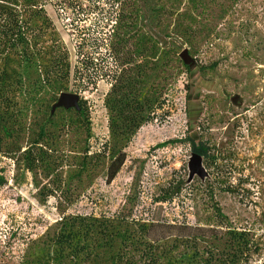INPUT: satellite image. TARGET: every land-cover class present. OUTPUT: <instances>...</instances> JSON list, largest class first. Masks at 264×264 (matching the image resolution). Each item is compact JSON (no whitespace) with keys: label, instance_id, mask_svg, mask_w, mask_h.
Masks as SVG:
<instances>
[{"label":"rangeland","instance_id":"rangeland-1","mask_svg":"<svg viewBox=\"0 0 264 264\" xmlns=\"http://www.w3.org/2000/svg\"><path fill=\"white\" fill-rule=\"evenodd\" d=\"M65 2L76 7L97 3L104 9L78 17L53 4L46 6L80 74L66 91L81 94L89 118L80 119L74 110H58L53 122L47 123L50 151L33 169L24 151L31 148L33 158L43 156L33 144L41 140L39 128L53 100L38 103L29 129L3 142L0 172L6 182L0 185V264H41L56 255L55 235L77 214L99 218L102 228L96 235L108 244L91 257H81L78 264H121L125 237L118 232L123 222L113 220L116 215L140 220L137 225L164 220L224 231L250 229L254 243L243 264H264V0H135L131 50L139 33L154 34L171 49L164 53L166 64L155 70L151 59L147 63L134 55V78L139 66L150 75L145 93L153 82L164 79L165 103L125 146L118 145L126 161L110 183L106 182L109 159L98 171L89 162L80 171L85 151L96 153L111 140L106 108L111 83L100 76L99 63L108 70L116 67L103 45L112 27L105 13L116 6L113 0ZM184 28L194 30L195 37L183 33ZM186 48L196 61L190 70L180 57ZM88 58L98 64L87 66ZM199 142L211 148L206 177L190 176V158ZM173 180H183L180 193H167V200H159ZM175 237L164 238L157 246V252L166 253L179 243L171 264L193 254L189 242ZM229 237L228 244L221 245V255L235 250ZM211 242L218 239L198 247L208 250ZM128 256L134 264L141 254Z\"/></svg>","mask_w":264,"mask_h":264},{"label":"trees","instance_id":"trees-1","mask_svg":"<svg viewBox=\"0 0 264 264\" xmlns=\"http://www.w3.org/2000/svg\"><path fill=\"white\" fill-rule=\"evenodd\" d=\"M65 1L0 0V154L3 153L5 139H12L16 134L29 129L31 126L30 116L35 106L40 102L53 100L46 122L39 128L41 140L33 144L40 147L43 156L33 158V149L31 148L24 151L25 155L30 157L31 169L36 162L45 158L44 154L50 151L45 140L50 136L47 123L53 122L58 110L66 112L74 110L80 119L89 118L88 109L85 106L86 101L82 97L80 109L62 107L52 112L53 105L58 101L54 100L55 95L71 92L66 91L71 79L80 74L76 70L78 67L73 66L69 48L59 34L46 6L53 4L58 11L59 9L63 12L68 10L78 17L81 15L88 17L90 12L104 9L97 3L93 6L76 7L73 4L67 5ZM113 3L116 10L105 13V15H109L112 27L108 40L103 45L113 56L116 67L108 70L99 63L102 70L100 76L109 78L111 83V89L106 96L111 140L104 143L102 149L96 153L91 154L88 148L81 162L82 167L89 162L91 169L95 172L105 165L106 159H109L106 166L107 183L115 179L126 161L123 147L118 149V145L125 146L143 122L157 117V111L163 109L165 103V98H163L166 87L165 80L153 82L149 88L150 94L149 92L145 93V85L149 83L150 75L139 66V69H136L137 76L134 78L135 65L131 66L135 61L134 55L137 58H144L147 63L151 59L153 70H155L160 63L164 65L165 62H162L164 53L168 54L171 49L167 45L161 44L154 34L139 33L138 42L135 43V48L132 51V39L135 34L132 33L134 25L132 15L135 12L133 10L135 0H113ZM190 29L184 28L182 32L192 37L194 30ZM78 55L79 57L83 56L81 51H78ZM79 61L83 64L82 58ZM86 63L87 66L98 64L91 58H88ZM185 67L186 70L191 69V65L185 64ZM95 84L96 82H94ZM78 89L85 90L86 86H79ZM74 93L80 94L79 92ZM142 96L145 99L141 100ZM42 140L46 149L43 148ZM189 140L192 141L190 138ZM197 149L198 145L195 144L193 151ZM93 161L95 162L92 163ZM81 169L83 170L80 171V174L84 171V167ZM1 173L0 185H3L6 179ZM183 184V180H173L168 187L164 188L159 200H167L168 198L165 197L167 193L178 195ZM113 218V220L123 222L118 229V232L123 233L125 237L123 239L125 250L119 251L121 264H132L131 256L128 255L136 253H140L141 257L134 264H171V258L180 246L179 243H174L166 253L164 251L157 252V246L160 240L174 236H176L175 241L181 239V242L187 241L193 246V254L189 256L184 254L179 264L247 263V256L254 243L250 229L238 230L231 227L224 231L216 226H192L187 221L170 223L164 220H154L150 224L137 225L140 220L135 218L129 220L121 216L120 219V216L117 215ZM99 228H102V222L94 214L89 216L77 214L70 217L69 220L63 222L61 230L53 239L58 247L56 255L49 256L40 263L78 264L81 257L84 259V256L91 257L98 253L100 249H104L108 245L104 237L96 235L100 233L98 232ZM226 235L230 236L229 239L235 245V250L232 249L227 255H221V245L228 244ZM217 239V243L211 242V248L208 250H205L206 248L201 250L198 247L201 242Z\"/></svg>","mask_w":264,"mask_h":264},{"label":"water","instance_id":"water-1","mask_svg":"<svg viewBox=\"0 0 264 264\" xmlns=\"http://www.w3.org/2000/svg\"><path fill=\"white\" fill-rule=\"evenodd\" d=\"M180 57L183 59L185 64L194 65L195 59L191 56L189 49H184L180 53ZM80 99L81 96L78 93L74 92H62L58 98V101L53 105L54 112L57 108H75L80 109ZM190 176H194L195 174L203 175L204 168L201 166V157L195 153L192 154L189 162Z\"/></svg>","mask_w":264,"mask_h":264},{"label":"flooded vegetation","instance_id":"flooded-vegetation-1","mask_svg":"<svg viewBox=\"0 0 264 264\" xmlns=\"http://www.w3.org/2000/svg\"><path fill=\"white\" fill-rule=\"evenodd\" d=\"M202 133V132H201ZM198 149L196 151H194L193 153L199 155L201 157V166L204 168V174L201 175V174H195V175H198L200 177H203V176H207V173H209V171L207 170V167L205 165V163L207 162V160L210 159V155L209 153L211 152V148H209V145L210 144H207V143H198Z\"/></svg>","mask_w":264,"mask_h":264}]
</instances>
